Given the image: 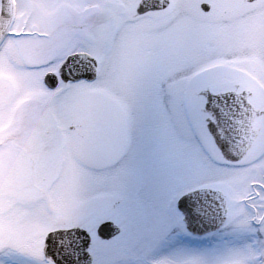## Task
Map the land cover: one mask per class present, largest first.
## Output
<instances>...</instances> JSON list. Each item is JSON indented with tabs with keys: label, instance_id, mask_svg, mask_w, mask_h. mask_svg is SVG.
Wrapping results in <instances>:
<instances>
[{
	"label": "snow or ice",
	"instance_id": "6c2138e0",
	"mask_svg": "<svg viewBox=\"0 0 264 264\" xmlns=\"http://www.w3.org/2000/svg\"><path fill=\"white\" fill-rule=\"evenodd\" d=\"M0 264H264V0H0Z\"/></svg>",
	"mask_w": 264,
	"mask_h": 264
}]
</instances>
